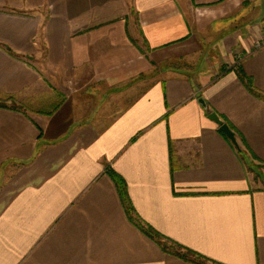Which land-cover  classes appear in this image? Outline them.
<instances>
[{"label":"crops","instance_id":"1","mask_svg":"<svg viewBox=\"0 0 264 264\" xmlns=\"http://www.w3.org/2000/svg\"><path fill=\"white\" fill-rule=\"evenodd\" d=\"M255 25L264 0H0V264H197L130 219L109 170L164 236L264 264V187L209 118L264 166L240 76L264 94Z\"/></svg>","mask_w":264,"mask_h":264},{"label":"trees","instance_id":"2","mask_svg":"<svg viewBox=\"0 0 264 264\" xmlns=\"http://www.w3.org/2000/svg\"><path fill=\"white\" fill-rule=\"evenodd\" d=\"M240 76H241L242 80H244V83L247 86V88L255 96L264 99V94H262L261 92H259L257 90V88L254 86L253 81L250 77H248V76L245 77L241 72H240ZM1 104L3 105V103H1ZM239 151L242 155V159L247 164L249 170H251L253 172L254 167L252 166V164H250V161H248V160L246 161V158L244 156L245 150L240 149ZM109 173L112 175V177L114 178V180L118 184L121 197H122V199H123V201L127 207L128 213L130 214V216H129L130 219L146 235H148L150 238L155 240L166 252L172 253V254H174L180 258H183L185 260L196 262L197 264H208V262L217 264L216 262H214V261L210 260L209 258L195 252L194 250H191L190 248H187V247L183 246L182 244L164 236L163 234H161L160 232L155 230L152 226L146 224L143 220H141L139 218V216H137L136 211L134 210V208L130 202L128 192H127L126 182H125L124 178L122 176H120L118 173L113 172L112 170H109Z\"/></svg>","mask_w":264,"mask_h":264},{"label":"rangeland","instance_id":"3","mask_svg":"<svg viewBox=\"0 0 264 264\" xmlns=\"http://www.w3.org/2000/svg\"><path fill=\"white\" fill-rule=\"evenodd\" d=\"M244 20L249 21V18L246 17ZM249 29H252V32H250ZM246 31H247V34L248 35L250 34V36L252 37V41H254V45H253L254 49H258V47L264 45V38H262L261 40L254 39L255 35L258 38L261 37V35L258 34V27L256 25H255V27L254 26L247 27ZM133 32L135 34L134 37L137 38L136 40H134L135 45L138 46V44H139L140 46H142L143 54L146 57V54L148 51H147V49H145L146 46L144 43V39L141 36L139 27L138 28L136 27ZM262 36H264V34H262ZM158 69L161 70V66H159ZM184 73L188 74L187 71ZM150 74L151 73H145L144 72V75H143L144 79ZM250 164H252V166L254 167L253 174H254L256 185L258 187H264V166L255 160L250 161ZM208 264H212V263L208 262Z\"/></svg>","mask_w":264,"mask_h":264},{"label":"water","instance_id":"4","mask_svg":"<svg viewBox=\"0 0 264 264\" xmlns=\"http://www.w3.org/2000/svg\"><path fill=\"white\" fill-rule=\"evenodd\" d=\"M200 103L204 106L207 107L206 101L204 98L200 99ZM209 118L213 121H215L217 124L220 125V131L224 133L234 144L238 149H241V146L237 140L235 132L230 128V126L225 123L220 116L216 112H211L209 114Z\"/></svg>","mask_w":264,"mask_h":264},{"label":"built area","instance_id":"5","mask_svg":"<svg viewBox=\"0 0 264 264\" xmlns=\"http://www.w3.org/2000/svg\"><path fill=\"white\" fill-rule=\"evenodd\" d=\"M263 46V45H262ZM262 46L258 47V48H261Z\"/></svg>","mask_w":264,"mask_h":264}]
</instances>
